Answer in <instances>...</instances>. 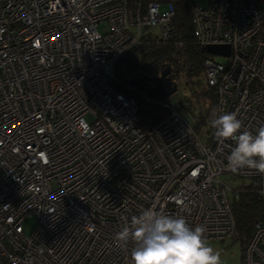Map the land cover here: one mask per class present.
Segmentation results:
<instances>
[{"label": "built area", "instance_id": "built-area-1", "mask_svg": "<svg viewBox=\"0 0 264 264\" xmlns=\"http://www.w3.org/2000/svg\"><path fill=\"white\" fill-rule=\"evenodd\" d=\"M161 5L0 0V264H132L135 242L115 237L149 208L206 226V243L223 240L237 189L224 174L254 180L264 201V174L227 167L235 140L206 141L169 95L164 116L142 124L136 100L114 84L117 58L142 33L175 34L173 4ZM189 20L197 44L229 45L224 62L203 59L215 118L236 112L255 135L264 125V0L193 2ZM253 224L242 264H264V223Z\"/></svg>", "mask_w": 264, "mask_h": 264}, {"label": "trees", "instance_id": "trees-1", "mask_svg": "<svg viewBox=\"0 0 264 264\" xmlns=\"http://www.w3.org/2000/svg\"><path fill=\"white\" fill-rule=\"evenodd\" d=\"M129 5L135 1L143 6L150 1L160 3H172L175 11L173 23L175 34L169 38H161L157 34L146 30L140 37L139 42L133 45L117 58L114 64V76L116 77L117 88L127 97L136 100L140 123H150L158 120L168 111L162 106L165 97L149 96L148 90L155 85L156 77L160 75L163 68L173 67L179 73L193 76L203 73V59L209 55L204 46L197 44L192 31L190 18V0H127ZM170 74V73H169ZM143 77L142 81L128 86V81L133 77ZM170 77L171 74L169 75ZM173 79V78H172ZM197 94L206 100L207 108L192 126L198 134L212 142L214 129L211 121L215 118L217 93L215 87L207 84ZM256 182L250 180L241 183L236 189V194L231 193L229 204L234 218V231L230 238L239 243V249L251 235L255 222L264 223V201L261 200Z\"/></svg>", "mask_w": 264, "mask_h": 264}, {"label": "clouds", "instance_id": "clouds-1", "mask_svg": "<svg viewBox=\"0 0 264 264\" xmlns=\"http://www.w3.org/2000/svg\"><path fill=\"white\" fill-rule=\"evenodd\" d=\"M214 136L220 144L235 140L227 157L233 171L254 169L264 174V125L255 135L241 131L243 121L236 112L219 115L211 121ZM206 226L192 228L183 216H172L154 208L133 216L115 237L118 245L134 241L132 264H222L221 255L206 243Z\"/></svg>", "mask_w": 264, "mask_h": 264}, {"label": "rangeland", "instance_id": "rangeland-1", "mask_svg": "<svg viewBox=\"0 0 264 264\" xmlns=\"http://www.w3.org/2000/svg\"><path fill=\"white\" fill-rule=\"evenodd\" d=\"M206 6L208 5V0H190ZM166 3H162L159 9L163 10ZM106 28V24L101 22L98 25V30L102 31ZM152 33L158 34L157 28L149 29ZM216 60L224 62V58L219 55L213 56ZM170 74L172 77V84L175 85V91H173L169 96V101L172 104L176 111L179 113L180 117H182L188 124L191 126L200 119V116L205 113L207 102L204 98H201L197 92L201 91L205 87V76L203 73L198 75L189 76L182 72H178L173 67L170 70ZM169 74V75H170ZM168 75V76H169ZM173 78V79H172ZM222 177L225 178L227 184L230 186L229 188H235L241 183H246L248 180L240 179L238 181H233L231 178L224 174ZM231 191L228 192V196H230ZM23 227L26 233H30V231L34 227V219L31 217H26L23 220ZM211 247H213L216 251L220 252L221 262L222 264H242L241 252L239 243L237 241L232 240L230 237H226L223 240H213L209 241Z\"/></svg>", "mask_w": 264, "mask_h": 264}, {"label": "water", "instance_id": "water-1", "mask_svg": "<svg viewBox=\"0 0 264 264\" xmlns=\"http://www.w3.org/2000/svg\"><path fill=\"white\" fill-rule=\"evenodd\" d=\"M204 50L210 54H217V55H224L228 56L229 53V45L228 44H207L204 46ZM170 67L166 66L161 71L160 75L156 77L155 85L152 86L147 94L149 96H156V97H165L170 95L173 91H175V85L172 84L171 78L169 75ZM143 77H133L127 83L132 86L138 81H142Z\"/></svg>", "mask_w": 264, "mask_h": 264}]
</instances>
